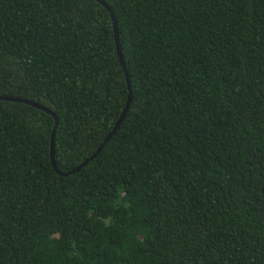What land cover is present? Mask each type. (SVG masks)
<instances>
[{
  "label": "trees",
  "instance_id": "1",
  "mask_svg": "<svg viewBox=\"0 0 264 264\" xmlns=\"http://www.w3.org/2000/svg\"><path fill=\"white\" fill-rule=\"evenodd\" d=\"M0 0V264H264V0Z\"/></svg>",
  "mask_w": 264,
  "mask_h": 264
},
{
  "label": "water",
  "instance_id": "2",
  "mask_svg": "<svg viewBox=\"0 0 264 264\" xmlns=\"http://www.w3.org/2000/svg\"><path fill=\"white\" fill-rule=\"evenodd\" d=\"M98 1H100L108 9V11L111 14V18H112V22H113V26H114V32H115L116 47H117L118 55L120 57V62H121L122 66L124 68V71H125V75H126V79H127V83H128V89H129V97H128L127 105H126V107H125V109H124L119 121L117 122L116 126L114 127L112 132L109 134V136L106 138V140L103 142V144L100 146L98 151L95 153V155L92 158H90L89 160H87L79 168H77L76 170L71 172V174L80 171L91 160H93L94 158H96L100 154V152L104 149V147L109 143V141L115 136V134L119 130L120 126L122 125V123H123L128 111L130 109V106H131V103H132V100H133L132 91H131V84H130V78L128 76V72H127V69L125 67L123 56H122V52H121V43H120V39H119V31H118L117 20H116L115 16L113 15L112 10L105 4V2L101 1V0H98ZM0 100L9 101V102L25 103V104L31 105V106H33L35 108H38L39 110L45 111V112L51 114L55 118V130H54L53 135H52V143H51V161H52V164H53V167L55 168V170L58 171L57 170V165H56V162H55V151H54L55 150L54 149L55 131H56V128H57L58 122H59L57 116L54 113H52L51 110H49L48 108L43 107V106H41V105H39L37 103L31 102V101H25V100L18 99V98H8V97H0ZM59 174H61V173L59 172ZM61 175H68V174H61Z\"/></svg>",
  "mask_w": 264,
  "mask_h": 264
}]
</instances>
